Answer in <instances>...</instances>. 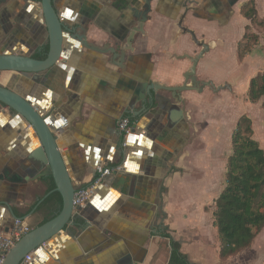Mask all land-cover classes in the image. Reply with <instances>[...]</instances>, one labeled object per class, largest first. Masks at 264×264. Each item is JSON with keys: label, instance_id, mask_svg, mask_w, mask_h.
<instances>
[{"label": "crops", "instance_id": "0c3cea01", "mask_svg": "<svg viewBox=\"0 0 264 264\" xmlns=\"http://www.w3.org/2000/svg\"><path fill=\"white\" fill-rule=\"evenodd\" d=\"M144 1L56 0L62 19L74 30L65 33L57 63L40 73H0V82L32 101L55 130L78 188L95 183L92 197L75 207L72 221L35 250L28 264H167L171 247L165 233L180 241L181 250L196 264L225 260L213 226L215 200L225 187H217L216 180L220 138L215 93L206 87L182 91L177 98L159 90L154 106L145 110L139 99L146 92L138 96V89L151 81L167 86L185 82L190 58L200 48L181 31L180 19L212 44L199 59L197 78H222L228 65L223 34L236 30L233 15L237 22L247 18L242 14L247 0L233 5L231 0H152L143 33L119 62L109 50L127 46L117 36L127 38L126 30L138 24L135 14L143 11ZM38 23L42 30L36 34ZM37 46V54L49 48L40 0H0V52L30 55ZM259 47L264 48V32ZM126 117L135 124L127 138L119 130ZM40 144L20 114L0 105V233L14 227L16 216L32 230L48 214L41 208L48 197L41 200L49 185L45 178H36ZM226 162L227 157L225 171ZM99 164L119 169L102 177L96 170ZM204 218H210L207 227ZM207 233H213L211 239ZM209 240L218 243V261L209 262L205 253H198L211 250ZM254 245L255 240L247 249Z\"/></svg>", "mask_w": 264, "mask_h": 264}, {"label": "water", "instance_id": "95a60500", "mask_svg": "<svg viewBox=\"0 0 264 264\" xmlns=\"http://www.w3.org/2000/svg\"><path fill=\"white\" fill-rule=\"evenodd\" d=\"M151 1L152 0H145V10H143L140 14H135V19L139 22L136 26L133 24L134 26L132 30H126L127 38H125L124 35L117 36L120 41L125 40L127 46L119 45L116 48L109 50L119 62H123L127 55V51L133 50L130 45L137 34L143 33L145 21L147 20V15L151 8ZM187 3L189 4L190 2ZM40 7L43 13L44 23L49 34V48L46 58L39 59L29 54L20 53L19 51L4 49L0 52V73H40L53 67L63 55V49L65 48L64 43L66 39L65 33L74 34V30L73 28L67 26L62 19V16L56 6V0H40ZM179 26L183 28L185 33H189L192 36L195 43L199 46H205V48H203L197 56L190 58L192 66L184 74L185 82L183 84L177 86H167L159 85L151 81L148 84H143L142 88L138 89V96L141 95V92L139 91H145V95L148 97L147 98L144 95V97L139 99L142 101V108L145 110L148 109L149 106V109L154 106L157 92L159 90H167L174 93V95L178 98L182 91H202L206 85L216 86V91L225 88L231 89V86L228 84H221L217 86L214 81L204 82L197 78V64L203 54L209 50V47L198 40L194 30L183 26L182 20L179 22ZM75 37L81 40L78 34L75 35ZM200 84H203L202 87ZM0 105L9 108L12 112L20 114L26 122L35 129L41 142V147H39L35 156V160L41 167V170L36 178H45L48 185L52 183L55 184V188L51 192L47 193L41 202L55 192H58L62 197V208L60 212L49 221L25 233L6 253L1 263L26 264L25 258L27 255H29L32 259V253L35 250L46 245L50 239L61 233L72 221L75 211L73 204L74 195L79 188L68 169L65 158L61 152L60 145L57 141V134H55V130L48 124L46 118L43 117L41 112L36 109V106L32 104V101L18 94L10 86V83L3 84L0 82ZM16 218L20 217L16 216Z\"/></svg>", "mask_w": 264, "mask_h": 264}, {"label": "trees", "instance_id": "16d2710c", "mask_svg": "<svg viewBox=\"0 0 264 264\" xmlns=\"http://www.w3.org/2000/svg\"><path fill=\"white\" fill-rule=\"evenodd\" d=\"M256 11L254 7L251 12L243 14L253 20ZM244 38L247 40L246 34ZM238 51L239 57H243L252 51V47L243 53L239 44ZM47 52L36 54L35 58L44 59ZM247 97L251 102L264 98V73L252 77ZM231 149L226 162L225 187L215 200L213 211V226L218 234L223 259L249 248L264 228V149L254 138L250 116L244 114L238 119L231 137ZM54 188L55 184H50L47 193ZM41 208L48 213L45 223L60 212L61 195L58 192L51 194ZM165 236L170 239L171 247L167 264H196L181 250L180 241L170 233H165Z\"/></svg>", "mask_w": 264, "mask_h": 264}, {"label": "rangeland", "instance_id": "374dc122", "mask_svg": "<svg viewBox=\"0 0 264 264\" xmlns=\"http://www.w3.org/2000/svg\"><path fill=\"white\" fill-rule=\"evenodd\" d=\"M243 13H249L255 7L257 9L256 0H247L243 4ZM233 15V14H232ZM244 15V14H243ZM233 17V26L236 30L232 34H223L225 40V51L227 57V71L222 78L214 80L215 84H228L231 89L225 88L217 90L215 92V118H216V130L217 137L220 138V142L216 143V151L218 152L217 159V187L224 186L226 179L225 171V158L232 153L231 149V137L235 126L234 121L240 118L242 115H248L253 120L254 138H256L260 145L264 149V98L252 103L246 97L247 83L254 76L264 73V48L260 46V38L262 32H264V0H259V13L256 11V17L254 19L244 18L237 22V17ZM249 19V20H248ZM247 23V24H245ZM246 34L247 40H245L243 34ZM256 36L258 38L256 39ZM241 45V50L245 53V50L252 47V51L245 54L243 57H239L238 46ZM221 164V167H220ZM207 211H210L207 208ZM205 217V216H204ZM207 217V216H206ZM205 219V218H204ZM210 221V218L205 219V226ZM207 227V226H206ZM200 234H202L200 232ZM213 233H207L208 239H211ZM210 241V240H209ZM213 246L209 252L205 253L206 259L209 262L214 260L218 261L217 252H215L218 245L210 241ZM251 247V246H250ZM264 228L255 238L254 249H247L240 253L234 254V256L227 258L224 262H217L218 264H262L264 263ZM257 251V252H254ZM256 256V257H255Z\"/></svg>", "mask_w": 264, "mask_h": 264}, {"label": "built area", "instance_id": "2783aa9c", "mask_svg": "<svg viewBox=\"0 0 264 264\" xmlns=\"http://www.w3.org/2000/svg\"><path fill=\"white\" fill-rule=\"evenodd\" d=\"M119 130L121 131L123 136L127 138L135 131V124L131 122L129 118L127 117L123 118L119 122ZM123 145L125 147L128 145L126 139ZM115 168L119 169V167H115ZM115 168H111L99 164L97 165L96 170L100 174V176L103 177L106 175H111L113 169ZM94 187H95V183H93L90 186H87L86 188L78 189L74 195V200H73L74 207H82L86 203V201L89 200L90 196L93 194ZM29 230H30L29 226L24 219L16 218L14 221V227L8 233H0V264L2 263V260L4 259L6 253ZM30 260H31L30 256L27 255L25 258L26 264H28Z\"/></svg>", "mask_w": 264, "mask_h": 264}, {"label": "flooded vegetation", "instance_id": "af4514ba", "mask_svg": "<svg viewBox=\"0 0 264 264\" xmlns=\"http://www.w3.org/2000/svg\"><path fill=\"white\" fill-rule=\"evenodd\" d=\"M237 0H231V2H232V5L233 4H235V2H236ZM234 2V3H233ZM135 3H138V1H134L133 2V4H135ZM144 5H145V1H144ZM143 10H145V7H144V9ZM148 19V18H147ZM182 19H180L179 20V22L181 21ZM179 22H178V26H179ZM182 24H183V21H182ZM37 29H36V34H39V32H40V30H42V25H41V23H38L36 26H35ZM180 27V26H179ZM181 28V31L183 30V28L182 27H180ZM197 38H198V40L200 41V42H202L203 44H205L206 46H208L209 47V50L208 51H206L204 54H206L207 52H209L210 51V49H211V43H207L206 41H204V39L203 38H200V37H198L197 36ZM197 44V43H196ZM198 45V44H197ZM199 46V45H198ZM199 48H200V50L198 51V53H196V56L199 54V52L203 49V48H205V46H199ZM34 49V48H33ZM38 49H41V47L40 46H37L36 47V49L35 50H33V52H30V55L31 56H33V57H35V55L37 54V51H38ZM19 52L20 53H23V51L22 50H19ZM203 54V55H204ZM202 58V57H201ZM200 58V59H201ZM200 81H204V82H208V81H213L212 79H207V80H200ZM201 85V87H202V85L203 84H200ZM206 87H208L212 92H216V86H214V85H210V86H205L204 88H206ZM203 88V89H204ZM201 90V89H200Z\"/></svg>", "mask_w": 264, "mask_h": 264}]
</instances>
